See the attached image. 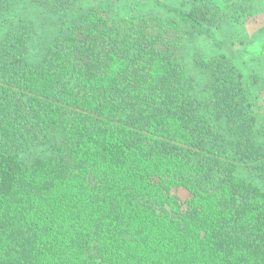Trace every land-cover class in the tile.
<instances>
[{"label": "trees", "instance_id": "1", "mask_svg": "<svg viewBox=\"0 0 264 264\" xmlns=\"http://www.w3.org/2000/svg\"><path fill=\"white\" fill-rule=\"evenodd\" d=\"M154 2L174 16L92 8L37 64L32 20L0 39V264H264L260 76L210 4ZM184 25L227 48L196 61L204 97L169 48Z\"/></svg>", "mask_w": 264, "mask_h": 264}, {"label": "rangeland", "instance_id": "2", "mask_svg": "<svg viewBox=\"0 0 264 264\" xmlns=\"http://www.w3.org/2000/svg\"><path fill=\"white\" fill-rule=\"evenodd\" d=\"M52 1V0H51ZM49 5H39L36 0H14L10 8L0 15V39L13 31L22 20H32L35 33L30 42L28 59L32 63H39L46 53L49 44L57 37H64L68 33L67 25L78 20L81 14L92 8L100 9L107 17L115 19L131 15L150 17L174 16L158 7L154 0H61L60 9H48ZM172 6H180L193 0H163ZM210 4L219 12L220 26L214 28L218 40L226 44L229 50L237 51L240 55L238 64L247 71H253L260 76L258 90L264 93V0H199ZM172 43L169 48L186 65L194 78L196 95L204 97L202 88L206 76L198 69L196 61L212 54L226 53L224 45H215L205 36H189L188 28L184 25L181 33L170 34ZM163 48H166V46ZM58 142L52 138L46 143L33 146L23 154L30 161L36 157H48L55 151ZM249 176L248 172H242ZM183 198L187 191L176 190Z\"/></svg>", "mask_w": 264, "mask_h": 264}]
</instances>
